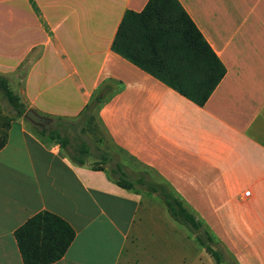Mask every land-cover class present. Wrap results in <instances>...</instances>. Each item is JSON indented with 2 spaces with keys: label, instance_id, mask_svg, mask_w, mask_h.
Segmentation results:
<instances>
[{
  "label": "crops",
  "instance_id": "crops-1",
  "mask_svg": "<svg viewBox=\"0 0 264 264\" xmlns=\"http://www.w3.org/2000/svg\"><path fill=\"white\" fill-rule=\"evenodd\" d=\"M12 1L27 24L14 29L8 52L26 67L22 77L13 67L20 85H9L49 128L23 115L6 127L0 264H22L13 231L42 211L74 231L49 264L191 258L193 233L162 223L165 206L144 182L165 185L195 217L214 214L231 227L236 264H264V0H177L224 67L201 105L112 51L124 12L147 0ZM92 100L94 114L82 113ZM118 173L128 185H118ZM198 200L210 207L198 209Z\"/></svg>",
  "mask_w": 264,
  "mask_h": 264
},
{
  "label": "trees",
  "instance_id": "trees-1",
  "mask_svg": "<svg viewBox=\"0 0 264 264\" xmlns=\"http://www.w3.org/2000/svg\"><path fill=\"white\" fill-rule=\"evenodd\" d=\"M111 49L198 105L204 103L224 74L223 65L177 0H147L139 12L126 10ZM0 94L14 117L23 115L26 108L3 75ZM97 108V102L92 100L82 113L90 114ZM8 122L5 119L0 125V148L6 142ZM117 182L128 185L122 173L117 174ZM143 185L158 193L170 217L193 233L213 264H221V253L210 246L211 235L192 212L165 185L152 182ZM13 237L22 264H49L64 254L74 231L57 215L42 211L17 227Z\"/></svg>",
  "mask_w": 264,
  "mask_h": 264
},
{
  "label": "rangeland",
  "instance_id": "rangeland-1",
  "mask_svg": "<svg viewBox=\"0 0 264 264\" xmlns=\"http://www.w3.org/2000/svg\"><path fill=\"white\" fill-rule=\"evenodd\" d=\"M23 11V8L19 7L18 5L15 6L14 1L12 0H10L9 2L8 0L0 1V74L7 78L8 83L13 85L12 87L14 89H17V86L20 85V81L17 80V84H15L14 71L12 73L11 70H15V68L13 69L15 65L16 69L21 68V72L19 74L20 77H22L26 67V59L23 57V55H16L8 52L7 40L12 37V33H18L17 30L14 31L16 27L22 29L24 27V24H27V22L24 21L26 13ZM15 22L17 25L14 24ZM32 23L35 27L34 20L32 21ZM15 57H17L16 61H14ZM12 87L11 89L13 90ZM91 114H94L93 110ZM14 115L15 114L11 110L10 106L0 94V125L1 122L5 121V119L8 121L13 118ZM96 136L97 138L104 139L100 128H97ZM99 142L100 141H98V146L100 144L104 149H109L110 157L113 156V146H111L110 144H105V142ZM194 203L198 207V209H200L201 206L210 207V202L198 200L194 201ZM163 210L164 212H162V214H164L165 217L163 215L161 216L162 223L163 220L167 219L170 222L176 224L177 226H180V228H182L184 231H187L188 234H191L190 231L187 230L185 227L178 224L177 222L175 223L174 220L169 217L165 208ZM196 218L202 223V228H205L207 230L210 228L211 231L208 232L212 237V242L210 243V246L221 253V264H236V232L224 231V229H231V227L219 226L217 216H215L214 214H209L205 218H202L201 216H196ZM221 219L224 223H227L226 217H222ZM173 262L174 263L171 264H213L211 257L204 251V249L199 245L195 238L193 239L192 257H187L183 261L178 260V262Z\"/></svg>",
  "mask_w": 264,
  "mask_h": 264
},
{
  "label": "water",
  "instance_id": "water-1",
  "mask_svg": "<svg viewBox=\"0 0 264 264\" xmlns=\"http://www.w3.org/2000/svg\"><path fill=\"white\" fill-rule=\"evenodd\" d=\"M23 117L26 118L29 122H31L34 125H37L43 129H48V121L49 119L45 116H41L37 114L34 110L28 108L23 113Z\"/></svg>",
  "mask_w": 264,
  "mask_h": 264
},
{
  "label": "built area",
  "instance_id": "built-area-1",
  "mask_svg": "<svg viewBox=\"0 0 264 264\" xmlns=\"http://www.w3.org/2000/svg\"><path fill=\"white\" fill-rule=\"evenodd\" d=\"M248 194H249V191H248V190H244L243 193H242V195H243L244 197L248 196Z\"/></svg>",
  "mask_w": 264,
  "mask_h": 264
}]
</instances>
